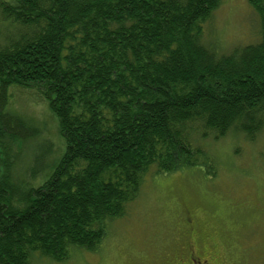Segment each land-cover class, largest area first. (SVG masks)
Listing matches in <instances>:
<instances>
[{
  "label": "trees",
  "instance_id": "trees-1",
  "mask_svg": "<svg viewBox=\"0 0 264 264\" xmlns=\"http://www.w3.org/2000/svg\"><path fill=\"white\" fill-rule=\"evenodd\" d=\"M246 1L259 40L217 53L203 26L221 0H0V264L94 252L146 174H211L198 139L254 140L264 0ZM13 89L47 104L64 142L39 185L23 151L40 131L11 109Z\"/></svg>",
  "mask_w": 264,
  "mask_h": 264
},
{
  "label": "rangeland",
  "instance_id": "rangeland-1",
  "mask_svg": "<svg viewBox=\"0 0 264 264\" xmlns=\"http://www.w3.org/2000/svg\"><path fill=\"white\" fill-rule=\"evenodd\" d=\"M259 32V18L246 0H221L203 26V43L229 53L256 43ZM12 94L11 109L40 131L23 151L24 164L34 163L32 184L39 185L61 159L64 142L46 103L22 89ZM195 144L211 159V174L207 165L149 172L124 215L108 222L96 251L71 248L62 262L36 256L32 264H173L191 229L219 264H264V129L252 141L232 129Z\"/></svg>",
  "mask_w": 264,
  "mask_h": 264
},
{
  "label": "flooded vegetation",
  "instance_id": "flooded-vegetation-1",
  "mask_svg": "<svg viewBox=\"0 0 264 264\" xmlns=\"http://www.w3.org/2000/svg\"><path fill=\"white\" fill-rule=\"evenodd\" d=\"M191 223V220H188ZM186 238L177 247L178 254L173 264H219L216 255L207 247L197 244L194 229L186 231ZM208 249V250H205Z\"/></svg>",
  "mask_w": 264,
  "mask_h": 264
}]
</instances>
